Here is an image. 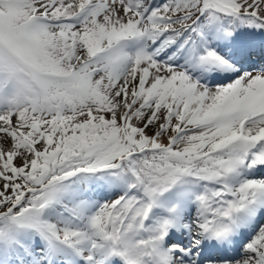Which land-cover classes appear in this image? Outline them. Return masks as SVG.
<instances>
[{
  "label": "snow or ice",
  "instance_id": "1",
  "mask_svg": "<svg viewBox=\"0 0 264 264\" xmlns=\"http://www.w3.org/2000/svg\"><path fill=\"white\" fill-rule=\"evenodd\" d=\"M0 264H264V0H0Z\"/></svg>",
  "mask_w": 264,
  "mask_h": 264
}]
</instances>
